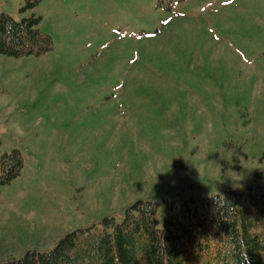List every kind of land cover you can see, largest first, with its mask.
Instances as JSON below:
<instances>
[{
    "label": "rangeland",
    "instance_id": "1",
    "mask_svg": "<svg viewBox=\"0 0 264 264\" xmlns=\"http://www.w3.org/2000/svg\"><path fill=\"white\" fill-rule=\"evenodd\" d=\"M0 0L53 47L0 53V264L139 199L264 183V0ZM247 195L239 199L246 203Z\"/></svg>",
    "mask_w": 264,
    "mask_h": 264
},
{
    "label": "trees",
    "instance_id": "2",
    "mask_svg": "<svg viewBox=\"0 0 264 264\" xmlns=\"http://www.w3.org/2000/svg\"><path fill=\"white\" fill-rule=\"evenodd\" d=\"M41 0H24L22 10ZM35 14L17 20L0 14V53L14 57L50 51L52 36L39 27ZM19 149L1 151L0 186L23 169ZM165 198L162 225L159 202L139 199L129 205L121 221L113 215L66 233L48 250H27L1 264H264V183L244 190L228 188L205 197L184 190ZM247 195V202L239 199Z\"/></svg>",
    "mask_w": 264,
    "mask_h": 264
}]
</instances>
